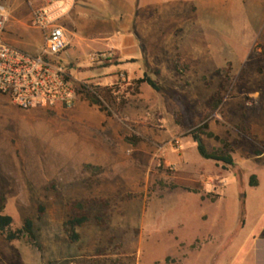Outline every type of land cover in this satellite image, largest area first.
<instances>
[{
  "label": "rangeland",
  "instance_id": "374dc122",
  "mask_svg": "<svg viewBox=\"0 0 264 264\" xmlns=\"http://www.w3.org/2000/svg\"><path fill=\"white\" fill-rule=\"evenodd\" d=\"M121 5L130 13L129 0H83L62 21L81 58L59 59L76 88L109 91L100 108L77 94L71 109L21 111L0 96V215L11 230L30 219L38 247L0 234V264H256L264 152L248 151L264 140V0H139L149 34L131 38L154 49L137 68L160 90L137 93L116 50L103 49L123 36ZM30 12L11 3L4 30L8 45L35 53L44 42ZM178 46L183 76L172 71ZM206 133L228 140L232 166L198 155L197 140L221 149ZM76 203L87 222L70 243Z\"/></svg>",
  "mask_w": 264,
  "mask_h": 264
},
{
  "label": "built area",
  "instance_id": "2783aa9c",
  "mask_svg": "<svg viewBox=\"0 0 264 264\" xmlns=\"http://www.w3.org/2000/svg\"><path fill=\"white\" fill-rule=\"evenodd\" d=\"M12 1L0 0V96L21 111L71 109L77 99L76 89L90 90L87 85L76 88L59 59L69 45L62 21L76 0H19L31 10V26L43 35L44 45L37 54L15 49L3 40ZM112 56L108 50L96 54L93 61Z\"/></svg>",
  "mask_w": 264,
  "mask_h": 264
},
{
  "label": "trees",
  "instance_id": "16d2710c",
  "mask_svg": "<svg viewBox=\"0 0 264 264\" xmlns=\"http://www.w3.org/2000/svg\"><path fill=\"white\" fill-rule=\"evenodd\" d=\"M174 71L178 75H182L186 70L187 67L181 65L179 58L177 57L174 61L173 65ZM131 83L134 85V93H137L139 88L142 85H146L151 90L158 92L159 86L157 83L149 77L147 74H144L141 78L131 81ZM90 90H87L85 88H82L80 91L79 89H76V94L82 95L85 99V101L91 105V106H97L101 107V98H109L110 94L109 91L106 89H99L97 87L89 86ZM105 92L104 94H101V92ZM219 101L215 99L210 105H209V113L214 112L218 107ZM203 129H207V125L204 124L202 126ZM206 136L215 142H218L221 145V149L218 151H212L207 152L204 146L200 145L197 147L198 155L206 161L214 162L215 164H221L222 167H230L233 165V159L231 157L232 149L230 148V144L228 143V140L226 138H219L212 133H206ZM129 142L132 144H136L137 139H128ZM264 152V140L259 144L258 147H252L249 149L248 153L258 159ZM86 169L92 171L93 173H98L99 168H93L91 166H86ZM251 183L250 187H254L255 183V177H251ZM192 193H196L193 192ZM71 210L74 213V215L70 216L69 219L64 223V229L67 235V238L70 243H75L78 241V234L76 233V229L82 227L87 222V216L82 213V206L79 203L73 204L71 206ZM40 213L42 212V209L40 208ZM12 225V218L7 215H0V234L4 236V239L6 242L11 243L14 241H19L22 239H25L27 243L38 249L35 236L33 234V223L30 219H25L20 226V228L11 230Z\"/></svg>",
  "mask_w": 264,
  "mask_h": 264
},
{
  "label": "crops",
  "instance_id": "0c3cea01",
  "mask_svg": "<svg viewBox=\"0 0 264 264\" xmlns=\"http://www.w3.org/2000/svg\"><path fill=\"white\" fill-rule=\"evenodd\" d=\"M82 1L83 0H76L75 6L71 9V11L68 13V15L71 14L72 12H74L75 9L77 8V6L82 3ZM85 1L87 3H94L95 0H85ZM129 1H130V9H129L130 13H128V14L123 13L122 14L121 10H122V8H124V6H122V5L120 6V10L117 9L118 11L116 12L117 13V20H118V22L121 23L120 29L122 30L123 36H121L120 38H117L114 44H109L107 47H105L103 49L116 50L118 58H119L118 61L121 62L119 67L122 68L124 71H126V73H130L132 75V81H133V80L141 78L145 74L142 71L140 72L139 68H137V66H138V64H141V62H143L144 58H146L150 54L149 48L154 49V47H153L154 45L149 44V43L140 44V42H137L136 40H133L131 38V34H138V35H141L142 40H144V37H146V35L149 34V31H146V26L141 21V18L139 17L140 14L138 13V10H136V9H138V1L139 0H129ZM18 2H21V1L13 0L11 3H18ZM11 3L9 5L10 7H11ZM9 10H10V8H9ZM38 32L43 39L42 33L39 30H38ZM8 34H9V31H8V27L6 26V29L4 30V35H3L4 36L3 40L5 43H7L6 40H7ZM184 34H185V32H184ZM117 35H119L118 32H117ZM67 37H68L69 45H68L67 49L64 51V53L70 52L71 57H72V61L81 58V57H79V54H80L79 49L80 48L77 49L76 48L77 45L74 44L75 36L71 35L69 37L67 35ZM43 42H44V40H43ZM43 45H44V43H43ZM103 49H101V50H103ZM181 50H182L181 46H178V48L175 49L176 53H175V56H174V59L172 62V71H173V75H175V76H183L184 74H186L187 72L190 71V63L186 60V57L183 56L184 50H182V51ZM40 51L41 50H39L38 52H35V53L32 52L31 54H37ZM98 51H100V50H98ZM177 57L179 58L181 65L187 67V70L182 75L176 74V72L174 71V68H173L174 61ZM69 63H71V62H69ZM69 63H67L65 65H68ZM143 87L149 88L146 85H142L140 88H143ZM254 241L258 243L257 244L258 246L256 245V252H255V256H254L255 259H257L256 264H264V237L260 238L258 240L255 239Z\"/></svg>",
  "mask_w": 264,
  "mask_h": 264
},
{
  "label": "water",
  "instance_id": "95a60500",
  "mask_svg": "<svg viewBox=\"0 0 264 264\" xmlns=\"http://www.w3.org/2000/svg\"><path fill=\"white\" fill-rule=\"evenodd\" d=\"M197 145H198V146H200V145H201V143H200V140H197Z\"/></svg>",
  "mask_w": 264,
  "mask_h": 264
}]
</instances>
